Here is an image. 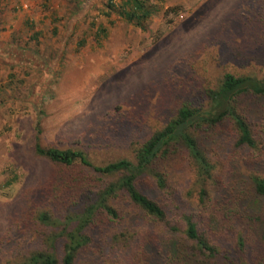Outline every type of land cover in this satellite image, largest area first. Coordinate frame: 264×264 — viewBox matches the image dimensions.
Returning <instances> with one entry per match:
<instances>
[{
	"label": "trees",
	"instance_id": "trees-1",
	"mask_svg": "<svg viewBox=\"0 0 264 264\" xmlns=\"http://www.w3.org/2000/svg\"><path fill=\"white\" fill-rule=\"evenodd\" d=\"M119 1L107 0L103 15L142 28L156 12L146 0ZM248 4L252 25L229 22L201 43L194 87L186 53L152 90L124 93L90 121L88 140L33 143L35 155L69 170L32 189V213L18 208L13 236L0 237V264H217L231 245L244 264H264V0ZM234 59L238 69L228 67ZM111 140L128 153L98 156ZM246 195L263 199L257 211Z\"/></svg>",
	"mask_w": 264,
	"mask_h": 264
},
{
	"label": "rangeland",
	"instance_id": "rangeland-1",
	"mask_svg": "<svg viewBox=\"0 0 264 264\" xmlns=\"http://www.w3.org/2000/svg\"><path fill=\"white\" fill-rule=\"evenodd\" d=\"M106 1L0 0V237L7 229L13 236L18 208L32 213L29 195L40 181L69 170L35 155L33 143L69 147L88 140L96 131L90 121L124 93L152 90L164 66L186 53L191 60L183 70L193 86L206 36L229 22L252 25L255 15L248 7L253 0H146L156 12L140 28L115 12L105 17ZM97 25L104 29L98 37ZM228 67L238 69L237 59ZM170 77L172 90L186 96ZM95 150L108 160L128 153L114 140ZM247 174L237 192L247 190ZM243 198L254 211L263 204ZM244 258L231 245L217 264H244Z\"/></svg>",
	"mask_w": 264,
	"mask_h": 264
}]
</instances>
